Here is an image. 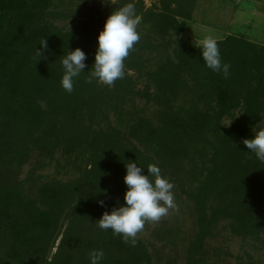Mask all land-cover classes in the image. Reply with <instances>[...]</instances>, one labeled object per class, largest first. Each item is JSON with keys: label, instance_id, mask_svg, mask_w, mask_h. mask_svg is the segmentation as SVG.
Returning a JSON list of instances; mask_svg holds the SVG:
<instances>
[{"label": "rangeland", "instance_id": "obj_1", "mask_svg": "<svg viewBox=\"0 0 264 264\" xmlns=\"http://www.w3.org/2000/svg\"><path fill=\"white\" fill-rule=\"evenodd\" d=\"M132 1L136 6L138 0ZM142 1L147 10L155 9L158 13H162L167 4L163 0ZM119 2L56 1V6L51 10L54 16L51 14L48 22L66 34L77 28L80 22L99 12L105 14ZM178 2H174L171 9L176 10L180 5L183 7L180 13L184 15L177 17L182 25V33L170 31V37H166L167 41L170 40L169 54L174 62L178 63L174 52H180L181 45L196 50L195 44L207 36H213L217 41L229 36L249 41L256 46L254 54L264 47V0ZM104 24L95 25L94 28L102 31ZM148 27L139 32L140 36L148 34ZM95 42L93 48L96 52L97 39ZM41 51L45 57L57 54L48 51V48ZM155 53L146 51L144 58L149 62L142 66L143 72L124 68V83L117 80L112 87H107L97 82L99 91L109 88L120 93L122 99L111 101L109 105L102 103L101 110L88 105V101L85 104L74 101L69 105H58L57 100L62 98L59 80L52 88L53 92H50V104L44 106L45 114L41 116L39 127L32 125L34 123L29 121V116L22 119V106H17L13 132L19 135V141L29 157L20 166L13 182L17 184L22 200L19 212L25 213V219L38 216L40 212L48 213L51 225L50 239L42 247L43 255L40 253L43 260L38 255L34 261L30 258L31 263L27 260L29 264H47L58 258L57 263L89 264L88 254L97 249L100 237L111 235L112 239H116L118 236H113L111 231L98 228L96 221L105 211L110 213L112 208L124 203L127 190L123 179L126 175L125 165L131 161L144 168V156L148 163L157 164L162 175L174 185L172 191L176 207L158 223H146L144 230L137 234L141 264H264V162L248 150L244 154L245 162L235 166L231 164L232 172L237 174H227L230 168H226L222 162V167L220 163L211 162L214 149L220 148V142L215 128L206 124L198 141L183 135L171 137L166 129L160 137L143 143L130 134V127L139 118L147 119L154 127L161 128L164 124L162 112L166 107L155 101L153 94L158 92L157 83L148 75L162 66L155 64ZM48 65L54 70L62 64L61 61H48ZM126 78L131 79V83ZM188 83L192 84L189 78ZM6 88L0 82V116L6 106L9 107ZM145 91L150 95H143ZM260 91L263 92L262 88ZM199 93L195 95L178 88V96L172 104L174 112L182 111V116L187 119L190 112L195 115L208 110L214 116L218 111L217 103L207 104L201 100L200 104H195ZM260 101L264 102V97ZM245 109V103H242L233 115L223 117L222 129H229L237 123L244 116ZM76 115L89 116L84 118L83 124H79L73 123L72 116ZM256 126L257 129L264 128V119ZM86 130L89 131L87 135ZM228 144L227 148L232 149L244 145L236 141H229ZM113 154L127 160L122 168L117 169L116 163L109 162ZM240 167L242 169L238 170ZM143 174H147V170L144 169ZM206 187L209 189L206 190ZM85 188L93 194H86ZM99 191H106L107 195L97 193ZM99 200L105 202L104 207L98 204ZM57 215H60L58 220ZM255 217L259 223L257 231L250 226ZM9 234L0 226V260L6 261V253L11 250ZM37 234V231L33 233ZM69 234L86 249L81 256L75 255L73 260L68 259L69 245L63 244L64 236L68 237ZM88 243L94 244L91 251H87ZM85 256L87 258L82 261Z\"/></svg>", "mask_w": 264, "mask_h": 264}, {"label": "trees", "instance_id": "obj_2", "mask_svg": "<svg viewBox=\"0 0 264 264\" xmlns=\"http://www.w3.org/2000/svg\"><path fill=\"white\" fill-rule=\"evenodd\" d=\"M56 1L63 2L65 0H0V82L7 87L5 89L6 97L9 98V101L7 100L9 107L6 106L4 113L0 116V226L10 233L12 241L11 250L6 253V261L0 260L1 264H10L11 262L29 264V262L31 263L30 258L34 261L36 256H41L40 253L43 255L42 247L49 241L51 230L48 213L40 212L38 216H28L25 219V213L19 212V204L22 200L17 184H13V182L17 178L16 173L20 166L29 157L28 152L20 143L19 135L13 132L18 115L17 106H22V119L29 116V121L34 123L32 125L39 127L42 123L41 116L45 114L44 106L50 104L52 98L50 92H53L52 88L55 87L57 80H59L58 84L62 93V98L57 101L61 106L69 105L74 101L82 102V104L88 101V105L101 110L102 103L109 105L111 101L122 100L120 93L109 88L99 91L96 81L92 84L86 83V73L75 80L73 92L67 93L60 83L64 73L62 65L53 70L52 66L48 65V61L59 63L62 61L63 55L80 48L86 53L84 71L88 72L95 62L93 47L100 33L94 26L105 23L107 17L115 9L133 1L120 0L113 9L107 10L103 15L101 12L95 14L90 19L80 22L77 28L66 34L48 22V17L51 14L54 16L51 10L56 6ZM163 1L167 4H165L163 12L158 13L154 11L155 9L147 10L144 2L138 0L135 6L136 11L143 17L138 31L141 32L149 25L148 34L144 37L141 36L124 64L125 68L143 72L142 66L145 67L149 62L144 58L146 51L157 52L156 56L152 54L156 59L155 64L162 66L155 73L149 72L148 75L157 83L158 92L153 94L155 101L166 107V110L162 112L164 124L161 128L154 127L147 119L139 118L130 127V134L143 143L149 139L160 137L166 129V131L169 130L171 137L183 135L198 141L202 136L201 130L202 132L205 130L203 129L205 124L214 127L220 148L214 149L211 162L220 163L221 167L223 166L222 162L226 168L231 169L226 170L227 174L235 175L237 173L232 172L234 169L231 164L235 166V164L245 162L244 154L249 149L245 145L235 149L227 148L228 142L242 143L244 139L253 138L254 132L258 130L257 123L264 119V102L260 101L264 97V47L259 48V53L254 54L256 46L238 37L229 36L223 41H218L222 61L231 65L230 76L227 79L223 74L214 73L205 67L199 49L193 50L181 45L180 52H174L178 63L174 62L169 54L170 40L167 41L166 37H170V31H175L177 34L182 33V25L177 17L184 15L180 13L183 7L180 5L176 10H172L171 5L178 0ZM108 4L111 5V3ZM157 36L161 38H157ZM45 38L48 51L57 52V54L44 56L37 62L35 49L37 47L38 50H43L39 43ZM188 78L192 84L188 83ZM118 82L124 83L125 81L119 79ZM128 83H131V79L128 80ZM178 84H182L181 87H178ZM178 88H184L195 95L201 92L200 96L195 99V104H200L201 100H205L207 104H212L215 101L218 111H215L214 116L210 114V110L205 113H195V115L190 112L191 114L188 113L189 120L186 116H182V111L174 112L172 104L178 96ZM260 88L263 92L260 91ZM143 93L145 96L150 95L147 91ZM83 97L85 98L83 99ZM242 103H245L246 106L244 116L231 128L222 129L223 117L233 115ZM78 116L80 117L72 116L73 123L83 124L84 118L89 115ZM86 131L87 135L89 131ZM119 135L125 138L120 133ZM170 136L168 135L169 138ZM115 141L117 142V137H115ZM134 150L137 152L136 148ZM113 155L109 162L116 163L117 169L122 168L127 160L119 154ZM142 160L144 168L154 164L153 162L148 163L145 156L142 157ZM241 169L242 167L238 168V170ZM205 189L207 190L209 187ZM85 191L88 195L93 194L88 193L90 190L88 191L86 188ZM56 217L58 220L60 215ZM255 218L250 226L257 231L259 223H257L258 218ZM30 226L33 228L31 229ZM36 231L38 234L33 235ZM70 236L72 234H69L68 237L64 236L63 244L69 245L68 259L73 260L75 255L81 256L86 249ZM100 240L99 244L93 243L98 245V247L95 246L97 249H103L105 252L102 264H141L138 241L135 246H132L130 242L124 243L121 237L112 239L111 235L100 237ZM94 244L88 243L87 251L89 249L91 251ZM74 252L76 253L74 254ZM85 258L87 256L82 261ZM58 260L59 258L47 264H63L57 263Z\"/></svg>", "mask_w": 264, "mask_h": 264}, {"label": "clouds", "instance_id": "obj_3", "mask_svg": "<svg viewBox=\"0 0 264 264\" xmlns=\"http://www.w3.org/2000/svg\"><path fill=\"white\" fill-rule=\"evenodd\" d=\"M143 17L137 14L135 4L128 2L115 9L106 19L103 30L97 37V49L94 64L88 72H85L86 53L80 48L69 51L63 55L61 64L64 70L61 78V87L67 93L74 90V82L86 73V83L94 81L105 86L112 87L114 83L125 76L124 61L134 50V46L141 39L138 27ZM41 49L47 50L46 38L39 43ZM200 50L202 61L206 68L217 74H223L224 78L230 76L231 65L222 61L219 43L213 36H207L195 44ZM37 62L44 58L43 51L35 49ZM242 143L250 153L264 162V128L254 132L251 139H244ZM126 175L124 183L127 190L124 194V203L112 208L111 212L105 211L102 217L96 221L98 228L111 231L113 236L121 237L124 243L137 244V234L144 230L146 223H158L171 209L176 207L173 193L174 185L162 175L161 168L157 164H150L143 168L137 162H129L125 165ZM91 169V165H89ZM147 170V174L144 173ZM107 195L106 191L97 192ZM101 207L105 206L103 200H99ZM105 258L103 249H94L88 254L89 264H102Z\"/></svg>", "mask_w": 264, "mask_h": 264}]
</instances>
